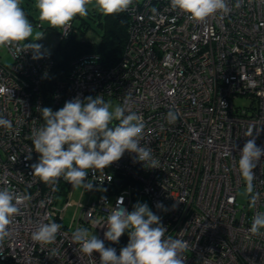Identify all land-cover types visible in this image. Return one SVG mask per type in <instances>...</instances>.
Returning a JSON list of instances; mask_svg holds the SVG:
<instances>
[{"label":"built area","instance_id":"obj_1","mask_svg":"<svg viewBox=\"0 0 264 264\" xmlns=\"http://www.w3.org/2000/svg\"><path fill=\"white\" fill-rule=\"evenodd\" d=\"M236 4L229 0L228 14L198 23L172 10L170 0H134L126 11L127 40L119 59L106 65L97 56L83 55L68 78L53 84L48 102L44 84L53 66L50 50L44 48V58L33 60L31 52L17 56L3 47L10 60L0 57V84L9 92L0 95V116L13 127H0V188L28 199H22L9 226L0 264H100L99 253L78 251L72 232L84 227L104 239L107 216L119 198L120 207L130 212L140 195L161 217L166 236L189 242L186 264H264V235L249 232L255 213L264 212V157L254 169L255 206L247 191L245 201H237L239 190H246L238 172L244 133L252 125L264 128V0ZM73 29L71 23L68 34ZM64 32L58 37L68 35ZM97 95L110 104L127 100L130 110L142 116L141 144L152 149L158 168L134 163L135 154L125 152L109 167L89 170L94 188H79L74 200L75 189L63 177L45 184L32 175L39 154L31 137L44 124L38 109L55 112L77 96ZM238 99L244 101L238 104ZM169 111L177 114L174 123L168 122ZM256 143L264 145V132ZM158 203L163 207L158 209ZM49 216L62 227L56 242L44 246L31 233ZM128 240L125 233L119 243H104L119 255Z\"/></svg>","mask_w":264,"mask_h":264},{"label":"clouds","instance_id":"obj_2","mask_svg":"<svg viewBox=\"0 0 264 264\" xmlns=\"http://www.w3.org/2000/svg\"><path fill=\"white\" fill-rule=\"evenodd\" d=\"M134 0H35L39 20L55 29L65 30L77 16L85 17L89 5L104 16L123 13L129 9ZM237 0L236 7H239ZM172 10L185 14L189 21L204 22L209 17L228 14L231 9L229 0H170ZM156 13V9H152ZM38 26L40 24H37ZM44 34L36 32L21 7V0H0V48L13 49L17 56L31 52L33 60L44 58L47 50L40 43ZM9 89L0 84V95ZM44 124L32 134V145L39 154L38 162L31 165L32 175L45 184H55L63 177L74 189L93 190V182L88 180V173L103 170L119 161L125 152L134 153V163L141 162L146 168H158V161L150 147L141 144L145 124L138 113L131 111L129 102L115 106L106 102L102 95L88 96L81 100L79 96L66 101L55 112L50 107L38 109ZM169 123H174L177 114L169 111ZM0 127L11 130L9 119L0 116ZM264 128L249 126L244 135L247 137L240 149L238 172L250 195V203L255 206L258 193L254 191L256 180L254 169L264 157V145H257L256 140ZM235 147V146H233ZM232 147V149H233ZM232 149L230 151H232ZM31 159V153L26 157ZM27 200L14 191L0 188V250L11 235L9 226L14 216L19 214L21 201ZM105 203H107L105 198ZM117 207L107 216V230L104 239L90 234L88 228L77 227L71 234L73 244L86 256L99 253L100 264H186L184 252L189 242L182 238L166 236L167 229L161 223V217L155 214L147 203L137 202L133 210ZM158 209L163 205L158 203ZM48 222H39L31 233V239L40 245L56 242L61 224L51 217ZM264 212L257 211L252 218L249 232L264 235ZM128 234L126 246L119 255L113 247H106L104 240L119 243L122 235ZM56 255V249L52 250Z\"/></svg>","mask_w":264,"mask_h":264},{"label":"trees","instance_id":"obj_3","mask_svg":"<svg viewBox=\"0 0 264 264\" xmlns=\"http://www.w3.org/2000/svg\"><path fill=\"white\" fill-rule=\"evenodd\" d=\"M73 23V21H72ZM129 16L125 11L118 15L104 16L100 14L96 25L101 30L97 39L88 40L82 37L91 31L81 18L78 24L73 23V30L64 37H55L54 46L50 50L53 66L44 84V101L48 102L53 84L59 79L68 78L73 63L83 55H94L103 64H114L120 57L127 40ZM41 27V25H39ZM93 33H95L93 31Z\"/></svg>","mask_w":264,"mask_h":264},{"label":"rangeland","instance_id":"obj_4","mask_svg":"<svg viewBox=\"0 0 264 264\" xmlns=\"http://www.w3.org/2000/svg\"><path fill=\"white\" fill-rule=\"evenodd\" d=\"M21 7L25 11L30 22L33 24L34 30L36 32H40V33L44 34L43 39L39 40L38 42L40 44H42L45 49L51 50L52 47L54 46V43H55L54 38L57 37V35L61 29L52 28L47 24V22H41L39 20V12L35 6V0H21ZM100 14L101 13L96 10L94 5H89V12H88L87 16H85V17L77 16L76 18H74V20H73L74 24H78V22L82 18L90 27L89 30H92V32L89 31V32L85 33L84 35H82V37H84L85 39H88V40L97 39V34H99L101 31L99 29V27L96 25V23L98 21V16ZM37 24H40L41 27L38 26ZM93 31L95 33H93ZM0 57L2 58L3 62H8L10 60V58H9L8 54L6 53L4 48H0ZM243 101H244L243 99H238L235 102L238 104H241ZM117 104H118L117 100L114 101L113 103H111V105H113V106H115ZM78 195H79V188L75 189L71 198L75 200L78 198ZM86 199H87L86 194L81 196L82 201H85ZM245 199H246V190L244 188H241L239 190V193H238L237 201L239 203H242L245 201ZM137 202L147 203L149 208H150L149 200L145 195H140ZM72 212H73V207L72 206L68 207L66 210V215H65L66 220L69 219V216L71 215ZM89 232H90V234L96 235V230L89 231Z\"/></svg>","mask_w":264,"mask_h":264}]
</instances>
